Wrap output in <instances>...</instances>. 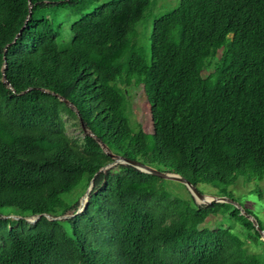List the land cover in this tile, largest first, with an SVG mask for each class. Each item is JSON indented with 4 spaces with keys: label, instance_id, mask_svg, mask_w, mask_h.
Returning a JSON list of instances; mask_svg holds the SVG:
<instances>
[{
    "label": "trees",
    "instance_id": "16d2710c",
    "mask_svg": "<svg viewBox=\"0 0 264 264\" xmlns=\"http://www.w3.org/2000/svg\"><path fill=\"white\" fill-rule=\"evenodd\" d=\"M95 1L0 0V264H264V242L234 206L172 197L166 180L126 165L95 177L81 213L24 220L74 214L66 195L81 182L83 195L112 162L81 123L112 153L195 187L253 182L264 207V0H179L154 19L149 59L128 52L151 0L83 14ZM62 19L73 20L63 49ZM132 84L150 134L130 122ZM64 117L82 138L71 140ZM212 216L222 224L205 228Z\"/></svg>",
    "mask_w": 264,
    "mask_h": 264
},
{
    "label": "rangeland",
    "instance_id": "374dc122",
    "mask_svg": "<svg viewBox=\"0 0 264 264\" xmlns=\"http://www.w3.org/2000/svg\"><path fill=\"white\" fill-rule=\"evenodd\" d=\"M109 0H96L88 10L83 14L90 12L95 7L108 2ZM179 0H151L150 5L144 12L143 19L135 27V43L128 52L129 54L138 55L141 58L149 59V36L154 19L162 16L177 7ZM72 21L67 19L60 20L61 32L58 38L60 47L66 48L70 41V25ZM127 89V101L128 112L131 124L134 127L140 125L144 132L150 134L152 125L150 120V107L143 93L141 86L130 85ZM66 122V132L71 140H77L82 138L83 134L79 128L72 126L75 122L74 119L64 117ZM161 169L160 171H163ZM264 189V182L259 184ZM82 182L72 192L66 195L71 202L80 203L82 195ZM164 188L170 193L172 197L186 200L189 198V192L180 183L173 181H165ZM196 189L206 195H212L216 197H228L237 202L242 208L251 210L259 220L264 221V207L263 203L258 201V196L254 193V183H247L244 179H238L233 185L222 188L219 186H210L205 184H199ZM222 224V218L220 216H212L209 218L203 226L208 229H215ZM220 227V226H219ZM245 248L248 253L261 254L262 248L259 246H253L247 241L245 242Z\"/></svg>",
    "mask_w": 264,
    "mask_h": 264
},
{
    "label": "water",
    "instance_id": "95a60500",
    "mask_svg": "<svg viewBox=\"0 0 264 264\" xmlns=\"http://www.w3.org/2000/svg\"><path fill=\"white\" fill-rule=\"evenodd\" d=\"M31 4L29 3V8L31 9ZM19 35V33H18ZM17 35V36H18ZM6 67V63L3 64L2 66V82L3 84L6 85V87L11 90L12 92H14V90L12 89L11 85L8 83L5 73H4V69ZM43 92L49 93L46 90H42ZM55 95V94H54ZM61 102L65 103L67 105L68 108H70L71 110H73V112L78 115V111L77 109L72 105L71 102H69L68 100L64 99L63 97L59 96V95H55ZM81 130L83 132L84 135L93 138L97 144L100 146L101 150L103 151V153L105 155H107L112 162L108 165L103 166L102 168H100L92 177V179L89 181V184L83 194V196L80 199V203L78 206V209L76 210V212L72 215H64V216H58V217H51L50 215L47 214H43V215H36L33 217H28V218H24V220L29 223V224H35L40 218L41 216H44L45 218H47L49 221H56V220H63V219H67L70 218L76 214L81 213L87 204L88 201V197L89 194L93 188V183H94V179L95 177L100 174V173H105L107 170L117 166V165H126V166H131L135 169H137L138 171L145 173V174H149L152 176H155L161 180H167V181H173V182H177L182 184L187 191L189 192L190 196L194 199V201L199 204V205H210V204H214V203H220V204H230L232 206H234L236 209H238L240 211V214H242L243 216H245L249 221H251L252 225L254 226V228L257 230V232L259 233L261 240L264 242V230H261L260 227L258 226L256 220L249 214H247L245 212V210L234 200L228 198V197H216V196H212V195H206L203 194L201 192H199L196 187L190 182L188 181L186 178L172 173V172H168V171H160L154 167H151L149 165H145L142 164L138 161H134V160H130V159H126L120 155H116L114 153H112L108 147L101 142L100 139H97L96 136L87 128L84 127V125L81 123ZM11 218L13 219H20L21 217H16V216H12Z\"/></svg>",
    "mask_w": 264,
    "mask_h": 264
}]
</instances>
